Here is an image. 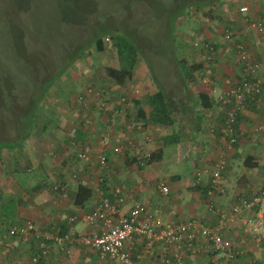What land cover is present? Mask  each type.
I'll return each mask as SVG.
<instances>
[{"label": "crops", "instance_id": "1", "mask_svg": "<svg viewBox=\"0 0 264 264\" xmlns=\"http://www.w3.org/2000/svg\"><path fill=\"white\" fill-rule=\"evenodd\" d=\"M240 5H246L247 10H240ZM212 9L210 13L203 9L207 17L196 23L185 50L188 62L201 63L189 86L211 98L209 107L199 108L192 138L174 141L170 134L176 127L150 117L149 96L158 87L144 62L136 60L132 76L123 84L113 82V88L103 95L105 109L93 104L96 95L86 93L82 100L78 96L87 85L82 79L96 84L101 78L102 70L93 59L82 65L76 61L65 72L62 96L57 97L64 106L50 104L45 97L47 114L39 112L21 144L0 152V264H31L30 257L41 245L49 249L45 264H119L79 239L100 230L102 219L87 222L82 214L102 198L118 203L121 211L144 202L146 210L161 218L165 226L198 218L213 227L219 223L216 210H221L225 213L222 232L233 242V256L227 258L212 249L207 237L198 236L194 251L182 250L185 264H264V194L250 207L240 204L241 199H250L264 189V29L253 24L264 23V0H222ZM226 30L232 33L231 40L225 38ZM197 39L214 45L210 63L206 51L193 44ZM236 42L245 45L257 62L252 72L246 70ZM253 74L260 79L261 88L238 112L236 140L229 142L222 127L230 103L219 96L242 76ZM175 85L171 91L176 95L181 87L174 90L178 82ZM120 96H125V101ZM115 145H120L117 151ZM84 151L86 155L79 156ZM100 154L106 155L107 166L98 161ZM216 160L223 161L224 169L209 194L210 176L204 169H212ZM198 173L199 181L193 187ZM37 184L39 191L30 195ZM160 184L168 190L163 191ZM80 185L90 193L88 199L76 203ZM209 201L212 211L207 209ZM237 204L240 212L231 215ZM72 215L75 220L68 219ZM28 219L34 224L29 239L9 233L10 227ZM57 229L73 239L55 241L51 236ZM139 245L143 255L135 264H162L159 242Z\"/></svg>", "mask_w": 264, "mask_h": 264}, {"label": "rangeland", "instance_id": "2", "mask_svg": "<svg viewBox=\"0 0 264 264\" xmlns=\"http://www.w3.org/2000/svg\"><path fill=\"white\" fill-rule=\"evenodd\" d=\"M181 1L183 3L186 0H0V139L17 136V130H24V123L31 113L37 114L36 119L39 118V107L18 108L12 102V97L16 96L13 95L21 91L18 83L14 82H17L18 72L25 59L39 60V64L49 66L47 70H50L57 63L74 55L93 32L107 29L106 26H120L121 30L130 33L136 30L139 37L145 33L148 42H145L147 46L144 47L151 45V48H155L154 52L164 51L168 54L167 44L173 41L176 56L182 60L189 59L185 51L190 46L189 36L196 23L207 17L203 14V8L206 11L209 7L197 8L192 5L177 22V30L176 26L174 29L168 22V31L165 17L167 22L171 18L169 16L172 15L170 13L173 7ZM149 23H152L151 26ZM168 39L171 41H167ZM104 40V50H97L94 42H91L83 53L84 56L87 55L86 58L89 56V59H93L99 69H102L104 63H112L117 58V47L111 34H105ZM158 54L162 56V61L165 60L164 54ZM84 60L79 58L78 65L84 64ZM137 60L145 61L140 54ZM172 64L164 62L161 66H165L167 75L164 79L169 84L165 88H170L169 90L177 86V80L171 78L175 75ZM135 66L136 62L132 72ZM65 72L66 70L62 74ZM63 80L58 78L53 86L56 89L48 93L49 89L47 92L45 97H49L50 104L64 106L57 99L62 96L60 84ZM80 82L84 84L83 79ZM44 98L40 101L42 106H45ZM22 103L25 105V102Z\"/></svg>", "mask_w": 264, "mask_h": 264}, {"label": "trees", "instance_id": "3", "mask_svg": "<svg viewBox=\"0 0 264 264\" xmlns=\"http://www.w3.org/2000/svg\"><path fill=\"white\" fill-rule=\"evenodd\" d=\"M219 2L220 0H186L183 3L181 1L179 5L177 4L173 7V10L170 13V15H172L169 16L171 18H169L167 22V17H165L166 26L169 25V22L174 29V26H176L177 28L175 30H177V22H179V20L185 16V13L192 5H194L195 7L197 6V8L208 6L209 8L206 11L207 13H210L213 10L212 8L217 7ZM151 24L152 23H149V26H151ZM105 28L107 29L100 30L99 32H93L85 40L82 46L78 48L77 52L74 55L66 60H62L61 62L57 63L58 65L54 66L50 70H47L49 69V66L45 67L43 64H39L37 62L39 60L25 59L24 63L22 64V69L20 70L18 68L20 71L18 72L19 77L18 79H16L17 82H14L15 84L18 83L21 89L18 94L13 95H16L15 97H12L14 106L18 108H20L21 106L24 108L26 106V108L29 107V109L39 107L38 112L47 114L45 106H42L40 104V101L46 96V94L53 92V90L56 89L53 87L54 85H56V80L58 78L62 79L64 75L62 73L65 70L67 71L71 67H74L75 62L79 58L85 59V63L87 59L89 60V58H86L87 55L84 56L83 53L87 50L88 45L91 42H94L97 50H104L106 47L104 36L105 34H111L112 41L117 47V58L112 63L105 64L102 69H100L102 70V75H99L101 76V78L96 80V84H94L91 80L87 81L86 83L84 81V84L87 85L85 86V89L78 93L79 98L85 97L84 95L88 93L86 88L90 86L94 90H99L105 96V93L113 88L114 83L119 85L123 84V82L127 78H130L132 76V68L137 60L138 54H140L143 61L145 60L144 63L147 66L148 73L153 77V81L158 87V89L149 96V102L150 104H152L150 117L155 121H166L176 127L175 131L170 134V138L172 140L180 141L183 140L184 136H186L187 139L192 138L193 135L191 133H193V131L195 130V124L200 117L199 108H205L211 105V98L209 93L202 90L198 92L194 91L193 89H191V86H189V84L195 80V71L200 69L201 63L188 62V59L182 60L181 58H178L176 56L177 52L174 47L173 41V43L170 42L167 44V46L169 47L168 54H165L164 51L154 52L153 50L155 48H151V45H149L148 48L144 47V45L147 46L145 42H148V37L145 35V33H142V36L139 37L138 34L136 35V33H138V31L136 30L130 33L121 30L122 27L120 26H118L117 28L106 26ZM169 29L170 26H168V31ZM167 41L171 40L168 39ZM210 44L214 49V45L211 42ZM199 48L203 49L202 46ZM158 53L164 54L163 57H165V60L162 61V56ZM164 62L173 63L171 66L175 71L174 78H176L178 82V87L174 90H177L179 86L181 87L180 92L176 95L171 90L167 92V90L165 89L167 85V82H164L165 66L161 68ZM103 76L107 79H110L111 81H106V78H104ZM100 79L102 80L100 81ZM108 82L111 83L108 84ZM49 89L51 90L49 91ZM1 90L3 91L4 88ZM90 94L93 95V97H95L96 95L95 93ZM96 96L98 97V95ZM95 100L93 101V104H95L96 106ZM22 102H25V105ZM40 108H43L44 110H40ZM97 109H99L98 105ZM36 118L37 114L31 113V116L26 119V122L24 123V130L20 128L17 130V136L15 135V137L12 138L0 139V152L3 149H12L15 146L21 144L33 129ZM133 158L134 160H137V158ZM39 189L40 184H37L36 186H34V188H32L29 194L33 195L36 191H39ZM89 193L90 189L88 187L80 185L75 198V202L81 203L83 200L88 199ZM57 233L61 235L66 234L62 233L59 229H57L56 234ZM146 240V238L139 236L133 239V244L130 248V251L132 258L134 259V263H136L137 260L141 259V256H138V254L142 253V249L140 248L139 244L142 243V245H144ZM183 248L192 252L191 247L185 242L182 243L179 247V251L181 254ZM96 249L98 253L102 255L100 249ZM103 255L108 256V254Z\"/></svg>", "mask_w": 264, "mask_h": 264}, {"label": "built area", "instance_id": "4", "mask_svg": "<svg viewBox=\"0 0 264 264\" xmlns=\"http://www.w3.org/2000/svg\"><path fill=\"white\" fill-rule=\"evenodd\" d=\"M240 10H247L246 5H240ZM261 30L264 29V23L261 21L253 22ZM225 38L231 40L233 35L230 31L226 30ZM194 45L201 47L206 51L205 58L210 59L213 51V46L208 40L197 39L193 42ZM236 47L240 56L245 60L246 70L252 72L257 67V62L252 60V55L248 48L241 42H236ZM207 73H211L212 69L209 65H206ZM261 82L260 79L253 74L252 76H242L231 88L225 91V94L220 95L219 98L222 101L230 103V107L227 109L226 118L222 127L223 136L227 137L229 142L236 140L234 134V122L238 112L245 106L246 101L250 96L259 92ZM88 93H95L98 95L97 103L100 109L107 107V102L103 98V94L99 90H94L91 86L86 88ZM82 100L83 98L80 97ZM120 100L125 101V96H120ZM117 113L118 110L116 109ZM120 145H115L113 149L117 151ZM84 152H79V156L84 157ZM145 155V154H144ZM100 164L107 166V157L104 154L98 156ZM224 169V163L222 160H216L212 169H204L208 172L210 179L207 192L212 194L218 177ZM200 173L197 174L195 181L191 186L194 187L199 181ZM160 188L163 191H167L168 188L164 184H160ZM264 189L258 194L253 195L250 199L243 198L240 204L246 207L256 204L262 195ZM240 204H237L233 208L231 215L240 212ZM213 203L211 201L207 204L209 211L213 209ZM218 214V225L208 226L202 224L198 218H189L179 222L175 225L165 226L161 218L150 214L146 210L144 202H135L128 211H121L118 207V203L110 201L108 198H102L100 202L92 210L83 213L82 218L87 222H92L95 219H102V226L99 231L91 235H83L79 239L95 248H99L101 254H108V256L115 258L119 264H135L134 259L131 256L130 248L133 244L135 237L146 238L145 245L151 246L154 242H159L161 249L159 250L158 259L162 264H185L182 254L179 251V247L182 243H187L192 251L195 250L194 241L198 239V236L207 237L210 240V246L213 250L223 252L227 258L233 256L232 240L225 236L222 232L223 220L225 213L221 210H216ZM68 219L75 220L76 216H69ZM34 230V224L31 220H25L19 225H13L9 229V233L17 235L23 240L29 239L31 233ZM55 241H61L62 238H66L67 241L72 240L69 234L61 235L59 233L51 236ZM134 237V238H133ZM143 251V250H142ZM141 251V252H142ZM49 249L47 245H41L38 250L30 257L31 264H45L46 256ZM142 253L138 256L142 257Z\"/></svg>", "mask_w": 264, "mask_h": 264}, {"label": "clouds", "instance_id": "5", "mask_svg": "<svg viewBox=\"0 0 264 264\" xmlns=\"http://www.w3.org/2000/svg\"><path fill=\"white\" fill-rule=\"evenodd\" d=\"M147 155H148V154H145L144 157L147 156Z\"/></svg>", "mask_w": 264, "mask_h": 264}]
</instances>
